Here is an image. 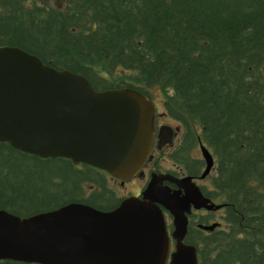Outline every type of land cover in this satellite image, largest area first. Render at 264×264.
<instances>
[{"label": "trees", "instance_id": "obj_1", "mask_svg": "<svg viewBox=\"0 0 264 264\" xmlns=\"http://www.w3.org/2000/svg\"><path fill=\"white\" fill-rule=\"evenodd\" d=\"M2 45L97 90L160 91L188 150L212 152V192L226 204L223 224L195 236L200 264H264V0H0ZM109 175L0 141V209L21 217L72 202L113 210L124 197Z\"/></svg>", "mask_w": 264, "mask_h": 264}, {"label": "water", "instance_id": "obj_2", "mask_svg": "<svg viewBox=\"0 0 264 264\" xmlns=\"http://www.w3.org/2000/svg\"><path fill=\"white\" fill-rule=\"evenodd\" d=\"M155 106L143 92L97 90L89 78L45 63L18 46H0V141L42 157H68L113 176L129 178L144 163L154 140ZM207 174L215 164L201 143ZM144 198H124L103 211L72 202L21 217L0 209V259L42 264H199L186 244L192 204L208 203L194 184L189 197L171 193L153 178ZM173 215L176 249L170 255ZM218 224L201 225L206 230Z\"/></svg>", "mask_w": 264, "mask_h": 264}, {"label": "flooded vegetation", "instance_id": "obj_3", "mask_svg": "<svg viewBox=\"0 0 264 264\" xmlns=\"http://www.w3.org/2000/svg\"><path fill=\"white\" fill-rule=\"evenodd\" d=\"M156 93L154 91V94L150 97L155 106L153 118L154 140L144 163L132 177L120 178L113 175L110 176L121 186H125L127 183H133L135 189L131 190L129 194L122 196L124 198L130 196L144 198L143 192L153 178H157L163 186L170 188L171 193L179 194L180 196L187 195L189 197L193 185L196 184L204 197L210 200L208 202L209 204L215 203L216 205H220L219 208H207L205 206L198 208L192 204L191 211L187 214L189 224L184 242L193 245H195L194 243H198L199 245L202 238H196L195 236L198 233L207 234L215 229L206 230L201 225H222L226 204L223 198L212 192V173L215 167L213 166L205 174L207 164L204 157L194 153L196 149L197 152H200L201 143H197L190 151L188 150V146L186 145L187 136L183 125L169 116L164 109L161 99H155ZM136 179L140 180L141 184L138 185L135 183L134 181ZM161 208L167 219L168 230L171 235V255L176 249V239L173 237V215L163 204H161ZM167 264H170V257Z\"/></svg>", "mask_w": 264, "mask_h": 264}, {"label": "rangeland", "instance_id": "obj_4", "mask_svg": "<svg viewBox=\"0 0 264 264\" xmlns=\"http://www.w3.org/2000/svg\"><path fill=\"white\" fill-rule=\"evenodd\" d=\"M40 1V0H39ZM42 2H46V3H50L52 5H59V6H62L63 5V0H41ZM119 75V74H118ZM157 93H156V97L155 99L156 100H159L161 99L162 101V96H161V93L160 91L158 90H155ZM195 154H198V155H202V151L200 150V152H197V149L195 150L194 152ZM215 175V172L213 171L212 173V176ZM109 181H110V184L112 185V187L116 190L117 194L119 196H125V194H129L131 192V190L135 189L134 186H133V183H127L125 184V186H121L115 179H113L112 176L109 175ZM135 183H137L138 185L141 184L140 180L136 179L134 181Z\"/></svg>", "mask_w": 264, "mask_h": 264}]
</instances>
